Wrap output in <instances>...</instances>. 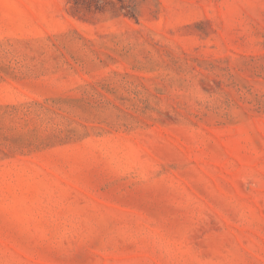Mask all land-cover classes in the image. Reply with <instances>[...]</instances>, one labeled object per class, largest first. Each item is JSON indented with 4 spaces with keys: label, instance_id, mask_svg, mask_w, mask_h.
Instances as JSON below:
<instances>
[{
    "label": "rangeland",
    "instance_id": "1",
    "mask_svg": "<svg viewBox=\"0 0 264 264\" xmlns=\"http://www.w3.org/2000/svg\"><path fill=\"white\" fill-rule=\"evenodd\" d=\"M0 264H264V0H0Z\"/></svg>",
    "mask_w": 264,
    "mask_h": 264
}]
</instances>
